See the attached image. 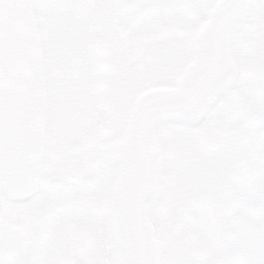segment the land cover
Segmentation results:
<instances>
[{"label": "flooded vegetation", "instance_id": "af4514ba", "mask_svg": "<svg viewBox=\"0 0 264 264\" xmlns=\"http://www.w3.org/2000/svg\"><path fill=\"white\" fill-rule=\"evenodd\" d=\"M143 1L105 0L110 15H78L81 30L92 40L83 43L89 74L86 77L88 81L82 80L77 91L58 94L51 89V82L57 80L56 75L52 72L47 74L44 136L46 177L28 199L27 206L21 203L13 206V234L7 233L13 240L14 248L24 251L26 264H114L112 247L105 237L109 232L107 189L110 186L107 185V173L101 170L84 174L77 166V157L83 148L96 149L123 137L132 91V68H139L145 61L148 62L151 55L159 53L161 63L168 68L167 74L172 77L174 68L180 63V55L190 52L184 32L182 34L178 30L177 20L173 19L175 15H145L141 11ZM121 7L126 14L124 24L121 22L125 16ZM183 8L193 10V5L183 3L180 9ZM188 18L193 20V15H188ZM106 30L119 32V36L111 38L109 43L108 38L104 37ZM148 32L159 35L150 42L159 49L149 50L143 58L138 59L141 52L147 49L141 47L146 43ZM174 33L175 37L169 35ZM131 35L140 37V47L135 39L130 40ZM179 35H182L181 39ZM96 36L104 39L106 47L101 71L96 70L91 51ZM161 39L164 44L160 43ZM187 55H183L182 59L185 60ZM81 70L83 72L84 67ZM98 79L102 81L97 83ZM102 82L103 85L99 86ZM77 107L82 112L83 125L72 128L77 125V118L75 123L63 120L65 115H73L72 109ZM57 120L61 122L56 123ZM69 177L74 181L65 182ZM227 189V183L223 182L221 187V182L217 181L216 195L224 196L221 203L223 210H227ZM203 219L204 216L198 217L197 228L184 226L174 236V257L179 260L178 264H183L182 259L189 257L187 245L191 239L202 237ZM188 222L192 224L195 219ZM220 224L226 227L227 219L221 220ZM210 231L206 229L205 234L209 235ZM232 240L238 246L239 237L232 236ZM224 247H227L226 242Z\"/></svg>", "mask_w": 264, "mask_h": 264}, {"label": "rangeland", "instance_id": "374dc122", "mask_svg": "<svg viewBox=\"0 0 264 264\" xmlns=\"http://www.w3.org/2000/svg\"><path fill=\"white\" fill-rule=\"evenodd\" d=\"M216 1L194 0L196 26L198 25L199 17L203 18V14L208 12ZM31 2L33 14L39 26L40 40L45 53L43 62L45 63L48 61V57H46L49 54L48 49L53 47L51 37L56 33L49 28L51 23L48 15H68V18L72 15H82L83 11L92 10L90 5L93 6L91 4L93 0L82 4L73 2L61 6L49 5L45 0H31ZM72 21H74V17H72ZM248 22L251 25L250 38L241 45L238 42L231 47L237 69V83L232 89L230 98L218 102L212 111L216 144L222 145H214V147L209 148L199 145L196 147L188 146V143L198 144L202 141L205 142L206 139L201 125L186 126L179 124L172 127L163 124L158 130L164 167L162 182H160L157 191L162 192V196L167 199V203L163 199L162 202L150 204L151 207L149 208L152 220L158 223L157 231L159 230V244L163 249V264H176L174 257L176 249L171 238L177 232L175 230L177 222L167 216L165 211H161V207L164 206V209H166V206L170 203V198L173 195L171 190L177 183L175 179H181L179 183L186 182L190 175L187 171H193L194 168L196 171L199 165L204 164L205 156L208 155L227 156V160L233 162L231 164L233 170L239 171V181L237 174L231 176L229 173L228 177L226 176V180L231 182V185L228 186L229 200L233 201V198H236L235 191L239 193L237 202L233 201V211L229 209L227 211V219H239V235L254 234L258 230L264 231V119L256 116L254 108L244 109L247 106L246 102L249 103L248 97L246 93L243 95L239 92V76L244 75L245 79H247L249 68L252 71L255 65L261 63V59L264 56L260 48L264 45V0L255 1L253 8L249 12ZM259 40L261 42H258ZM159 56L160 54L157 58ZM50 57L52 58L51 54ZM257 61L258 63H256ZM151 69H153L151 73L142 74L138 78L139 81L136 82L145 83V80L147 82L145 84L151 85L168 81L165 74L162 75V73L157 72L156 65ZM155 72L159 73L160 76L158 74L154 75ZM80 76L81 74L76 80L80 79ZM52 84H55V82H51ZM261 97L264 98V94ZM261 107L264 110V105ZM204 120L205 122L207 121L206 117ZM231 145L233 147H230ZM236 160H238V163H236ZM236 164L239 165V170ZM178 172L180 173L179 175ZM174 182L175 185L172 187ZM157 193L159 192L155 194ZM218 217L215 216L214 219ZM110 234L111 231L109 229L106 238ZM193 245H196V243ZM120 249V243L118 238H116L114 247L112 246L111 249L115 264H120Z\"/></svg>", "mask_w": 264, "mask_h": 264}, {"label": "water", "instance_id": "95a60500", "mask_svg": "<svg viewBox=\"0 0 264 264\" xmlns=\"http://www.w3.org/2000/svg\"><path fill=\"white\" fill-rule=\"evenodd\" d=\"M230 0L224 2L228 3ZM226 7V5L224 6ZM222 6V8H224ZM239 8V5L234 9ZM233 9L218 10L211 25L213 35L212 59L207 72L202 76L197 85L194 96L191 99L183 95H177L174 91L158 89L154 90L155 102L162 104V111L156 113L155 105L148 106L147 110L152 109L144 118L139 119L138 129L135 131V144L138 145L141 136L142 140H148L150 128L144 123L145 118L155 112L150 117V122L159 119L162 114L190 120L197 117L207 106L213 95L221 88L213 87L215 81L226 71L225 42L233 35V31L224 34L217 33L214 39V26L223 27L221 15H232ZM226 63V62H225ZM32 83H29L28 77ZM38 64L36 61V46L34 39V29L28 8L23 0H0V180L2 185L6 182V176L20 173L21 179L12 181L10 189H15L20 180H26V171L21 170V160L26 157V140L23 138L24 151L19 146L21 134L26 130L27 119L29 124H33V114L36 111L37 95L33 92L37 86ZM30 87V94L26 95ZM26 89V90H25ZM33 92V93H32ZM30 96L32 105L26 106V99ZM35 102V103H34ZM169 110V113L167 112ZM149 119L147 124L149 125ZM137 128V127H136ZM141 137V138H140ZM143 158V152H141ZM143 165L147 166V161L142 159ZM153 168V164L151 165ZM3 169V171H2ZM30 180L27 179L25 188H28ZM147 188H139L132 169H121L117 181V219L121 233L125 238V261L124 264H154L156 253L149 233V227L145 223L143 215L142 200Z\"/></svg>", "mask_w": 264, "mask_h": 264}]
</instances>
